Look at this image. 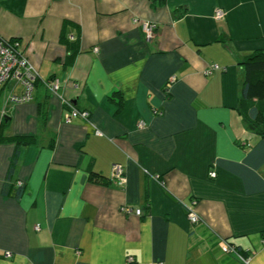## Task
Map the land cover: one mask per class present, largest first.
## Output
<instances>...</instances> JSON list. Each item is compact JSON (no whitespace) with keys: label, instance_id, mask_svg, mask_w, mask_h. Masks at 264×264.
Segmentation results:
<instances>
[{"label":"crops","instance_id":"0c3cea01","mask_svg":"<svg viewBox=\"0 0 264 264\" xmlns=\"http://www.w3.org/2000/svg\"><path fill=\"white\" fill-rule=\"evenodd\" d=\"M0 38L39 72L28 103L0 91V135L37 138L20 199L2 194L0 142V264H246L227 244L264 264V139L238 112L264 0H0ZM68 104L89 121L65 123Z\"/></svg>","mask_w":264,"mask_h":264},{"label":"built area","instance_id":"2783aa9c","mask_svg":"<svg viewBox=\"0 0 264 264\" xmlns=\"http://www.w3.org/2000/svg\"><path fill=\"white\" fill-rule=\"evenodd\" d=\"M215 17L217 19H223L226 15L223 10H216ZM155 25L149 22H145L143 24V30L148 39H151L154 34ZM98 49H96L97 51ZM219 69L218 65L209 66L207 73H212L213 71ZM39 80V72L30 62L28 57L26 56L24 50L21 47V42L18 39L13 40H4L0 38V91L8 86L9 84H13V88L9 94L8 100L13 104H25L30 102L33 99V93L35 90V86L37 81ZM175 79H171L166 84V92L170 91V88ZM61 82L58 79H54L47 84L48 88L56 92L60 88ZM21 86L22 93L19 94L15 92V90ZM75 88H78V85H74ZM70 110H66L63 115V119L65 123H71L76 118H82L84 120L89 121L90 114L85 111H80L70 104ZM145 122H140L139 127L144 128ZM126 170L122 164H115L112 169L111 179L113 182L117 183L119 186H122L126 183L125 178ZM210 176L216 177V172H211ZM19 184H23L19 182ZM124 211L132 212L130 209L125 208ZM139 213V211L137 212ZM188 218L190 222L195 225L200 222V218L190 209ZM227 253L236 254L237 251L235 248L227 246L224 249ZM8 257L11 256L10 253L6 254ZM240 259L249 264L248 259H244L240 257ZM131 262L134 261L133 258L129 259ZM162 264V263H161Z\"/></svg>","mask_w":264,"mask_h":264},{"label":"trees","instance_id":"16d2710c","mask_svg":"<svg viewBox=\"0 0 264 264\" xmlns=\"http://www.w3.org/2000/svg\"><path fill=\"white\" fill-rule=\"evenodd\" d=\"M241 65L244 68L245 78L241 88L242 99L238 112L247 122L248 126L254 130L255 134L264 139V50L255 51L247 56ZM38 113L45 120L46 112L43 104L39 105ZM0 142H11L15 144V150L2 188V194L10 197L15 193L14 197L20 199L26 193V186L24 184L20 185L19 182L15 183L14 176L23 149L35 144L37 138L35 136L5 138L0 135ZM227 246L235 248L237 251L236 254L240 257L244 259L249 258L247 253L229 244L223 250Z\"/></svg>","mask_w":264,"mask_h":264},{"label":"rangeland","instance_id":"374dc122","mask_svg":"<svg viewBox=\"0 0 264 264\" xmlns=\"http://www.w3.org/2000/svg\"><path fill=\"white\" fill-rule=\"evenodd\" d=\"M0 105L2 106V102H0Z\"/></svg>","mask_w":264,"mask_h":264}]
</instances>
